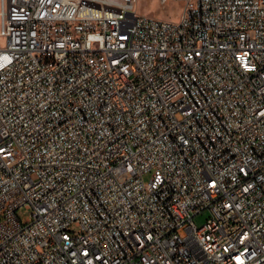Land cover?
Listing matches in <instances>:
<instances>
[{"label":"built area","instance_id":"obj_1","mask_svg":"<svg viewBox=\"0 0 264 264\" xmlns=\"http://www.w3.org/2000/svg\"><path fill=\"white\" fill-rule=\"evenodd\" d=\"M181 1L0 0V264H264V0Z\"/></svg>","mask_w":264,"mask_h":264},{"label":"rangeland","instance_id":"obj_2","mask_svg":"<svg viewBox=\"0 0 264 264\" xmlns=\"http://www.w3.org/2000/svg\"><path fill=\"white\" fill-rule=\"evenodd\" d=\"M134 6L139 13L158 16L169 21H177L182 13L181 0H135ZM150 177L151 174H146L144 176L145 181L149 182ZM17 214L19 219L24 222L31 216V210L22 207ZM211 215L210 210H204L194 217V222L198 227H201ZM186 227L179 229V233L183 236L187 235Z\"/></svg>","mask_w":264,"mask_h":264},{"label":"bare ground","instance_id":"obj_3","mask_svg":"<svg viewBox=\"0 0 264 264\" xmlns=\"http://www.w3.org/2000/svg\"><path fill=\"white\" fill-rule=\"evenodd\" d=\"M116 1H127V0H116ZM198 251H208V244H198Z\"/></svg>","mask_w":264,"mask_h":264}]
</instances>
